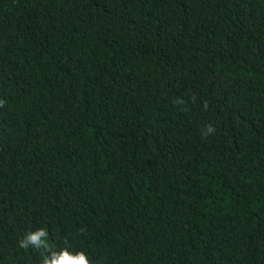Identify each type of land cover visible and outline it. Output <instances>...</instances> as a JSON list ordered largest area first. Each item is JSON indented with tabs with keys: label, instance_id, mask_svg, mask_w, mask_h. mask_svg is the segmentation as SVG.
<instances>
[{
	"label": "trees",
	"instance_id": "16d2710c",
	"mask_svg": "<svg viewBox=\"0 0 264 264\" xmlns=\"http://www.w3.org/2000/svg\"><path fill=\"white\" fill-rule=\"evenodd\" d=\"M0 102V264H264V0H0Z\"/></svg>",
	"mask_w": 264,
	"mask_h": 264
},
{
	"label": "clouds",
	"instance_id": "9594fccd",
	"mask_svg": "<svg viewBox=\"0 0 264 264\" xmlns=\"http://www.w3.org/2000/svg\"><path fill=\"white\" fill-rule=\"evenodd\" d=\"M3 106V102H0V107ZM215 131V129L211 126H207V134H211ZM62 264H86L83 258H73L69 256H65L62 259Z\"/></svg>",
	"mask_w": 264,
	"mask_h": 264
}]
</instances>
